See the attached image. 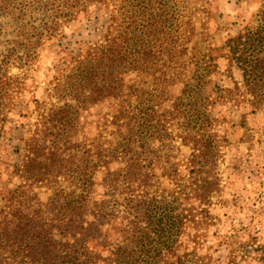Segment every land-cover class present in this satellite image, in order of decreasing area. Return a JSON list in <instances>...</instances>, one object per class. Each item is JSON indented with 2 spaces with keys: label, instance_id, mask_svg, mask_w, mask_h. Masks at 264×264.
Masks as SVG:
<instances>
[{
  "label": "trees",
  "instance_id": "obj_1",
  "mask_svg": "<svg viewBox=\"0 0 264 264\" xmlns=\"http://www.w3.org/2000/svg\"><path fill=\"white\" fill-rule=\"evenodd\" d=\"M118 1L121 0H0V16L6 15L12 21L9 53L0 65L6 64L10 57L13 63L18 61L19 67L27 65L42 40L51 37L60 22L91 6ZM129 1L136 2L130 10L121 5L112 8L103 40L88 46L76 60L71 95L72 189L67 192L52 187L44 201L28 189L35 183H49V179L62 174L63 144L59 142L62 138L51 131L68 124L71 105L64 104L39 113L42 126L39 130L43 134L35 132L26 143L20 167L25 182L12 190L0 209V264H165L166 257L175 250L184 221L194 226L197 221L191 211L182 216L173 212L175 197L167 199L161 193L147 191L154 184L151 180L161 176L177 184L176 167L167 165L170 155L158 165L161 171L156 175L154 166L158 167L161 156L151 148L152 138L161 144L165 139L172 143L179 137L183 143L192 144L189 188L194 198L208 202L216 189L215 177L205 170L217 153L214 134L209 133L216 118L210 111L213 101L201 95L212 61L207 57L202 65L204 57L200 59L194 47L190 56L185 57L187 49L178 43L177 25L172 27L166 9L153 6V0ZM224 47V57L240 71L241 82L240 87L239 84L234 87L235 91H226L229 97H221L232 101V106L246 102L252 112L264 111V10L256 25L230 37ZM128 73H145L156 80V86L163 85L156 94L159 101L171 96L164 93L165 88L181 84L179 93L171 96L170 105L160 111L153 123L154 106L158 103L144 104L140 98L143 92L137 96V88L125 86L124 76ZM15 81L14 77L0 74V133L18 90ZM123 87L130 90V96L139 98L130 109L122 107ZM109 98L121 101L110 120L121 139L110 148L102 149L100 143L96 144L91 151L76 136L78 116L91 105ZM168 120L172 121L175 134L168 131ZM115 160L123 164L122 168H109L108 164ZM98 162L104 190L101 199L91 201L88 198L93 186L91 174ZM119 192L121 201L115 196ZM115 234L120 237L112 241Z\"/></svg>",
  "mask_w": 264,
  "mask_h": 264
},
{
  "label": "rangeland",
  "instance_id": "obj_2",
  "mask_svg": "<svg viewBox=\"0 0 264 264\" xmlns=\"http://www.w3.org/2000/svg\"><path fill=\"white\" fill-rule=\"evenodd\" d=\"M153 1V6L166 9L167 16L172 18V27L177 25L176 37L178 43H183L187 49L185 57L190 56L194 47L200 59L204 57L202 65L207 57L212 61L207 68V83L201 95L209 96L213 101L210 111L216 118L212 121L209 133L214 134L217 153L214 162L205 166V170L208 169L216 179V189L205 203L194 198L189 188L192 144L183 143L179 137H175L172 143H167L166 139L161 144L154 138L149 140L151 148L161 156L157 166L164 162L166 155H170L167 165L174 164L176 167L177 184L161 176L158 180H151L154 184L147 191L155 195L161 193L167 199L175 197L173 212L182 216L191 211L197 221L196 226L184 221L175 241V250L166 257L165 264H264V111L252 112L246 102L232 106V101L221 97L228 96L227 90L235 91L234 87L238 84L240 87L241 82L240 71L224 57V44L244 28L257 24L264 10V0ZM132 4L136 2L121 0L117 4L106 3L101 7L91 6L87 11H80L67 21L60 22L58 30L42 40L36 55L27 64L30 66L19 67L18 61L13 63L12 57L8 58L6 64L0 65V74L14 77L18 88L0 133V209L12 190L25 182L20 167L25 159L29 138L35 132L42 133L39 113H46L50 108L57 109L64 104L71 105L68 124L65 128L58 127L51 131L64 139L59 140L63 144L62 174L49 179V183H35L28 189L42 201L50 196L52 187L67 192L72 189L71 95L73 75L78 65L76 60L88 46L103 40L112 8L121 5L130 10ZM11 24L8 16H0V62L9 53ZM20 53L21 50L18 55ZM213 63L216 64L214 68ZM155 83L156 80L145 73H128L124 76L125 86L137 88V96L143 92L140 98L144 104L158 103L154 106L156 115L152 123L160 111L170 105L171 96L178 94L181 89L180 83L168 86L164 93L171 96L159 101L156 94L163 85L160 87ZM129 92L123 87L122 107L125 109H130L138 98L130 96ZM120 104V99H103L78 116L76 136L79 141L86 143V149L91 147V151H94L95 145L99 143L102 149L110 148L121 139L110 124L111 116L118 112ZM167 122L168 131L173 130L175 134L172 121ZM44 141L46 144L50 142L48 138ZM92 154L89 153L90 157L96 160ZM100 164H96L98 166L91 174L93 186L88 192L91 201H98L103 195ZM108 165L110 169H116L123 164L115 160ZM160 168L154 166L156 175L160 173ZM115 196L121 201L120 192ZM119 209H122L121 205ZM116 237L120 236L115 234L112 241Z\"/></svg>",
  "mask_w": 264,
  "mask_h": 264
}]
</instances>
